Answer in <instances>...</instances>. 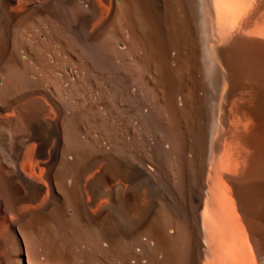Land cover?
Returning a JSON list of instances; mask_svg holds the SVG:
<instances>
[{
	"label": "bare ground",
	"instance_id": "obj_1",
	"mask_svg": "<svg viewBox=\"0 0 264 264\" xmlns=\"http://www.w3.org/2000/svg\"><path fill=\"white\" fill-rule=\"evenodd\" d=\"M0 264H264V0H0Z\"/></svg>",
	"mask_w": 264,
	"mask_h": 264
}]
</instances>
